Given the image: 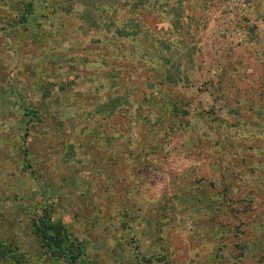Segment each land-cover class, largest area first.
Here are the masks:
<instances>
[{"label": "rangeland", "instance_id": "rangeland-1", "mask_svg": "<svg viewBox=\"0 0 264 264\" xmlns=\"http://www.w3.org/2000/svg\"><path fill=\"white\" fill-rule=\"evenodd\" d=\"M43 216L73 264H264V0H0V264H72Z\"/></svg>", "mask_w": 264, "mask_h": 264}, {"label": "trees", "instance_id": "trees-1", "mask_svg": "<svg viewBox=\"0 0 264 264\" xmlns=\"http://www.w3.org/2000/svg\"><path fill=\"white\" fill-rule=\"evenodd\" d=\"M121 35L127 36L125 33ZM164 75L166 81L174 83L167 72ZM36 229L38 236L46 243L48 249L67 256L70 263H75L83 255L82 246L70 242L61 224L59 222H53L50 216L40 218L39 226Z\"/></svg>", "mask_w": 264, "mask_h": 264}]
</instances>
